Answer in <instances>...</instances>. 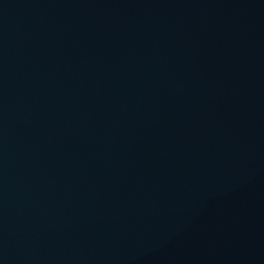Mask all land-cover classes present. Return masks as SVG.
<instances>
[{
    "label": "water",
    "instance_id": "95a60500",
    "mask_svg": "<svg viewBox=\"0 0 264 264\" xmlns=\"http://www.w3.org/2000/svg\"><path fill=\"white\" fill-rule=\"evenodd\" d=\"M0 264H264V0H0Z\"/></svg>",
    "mask_w": 264,
    "mask_h": 264
}]
</instances>
